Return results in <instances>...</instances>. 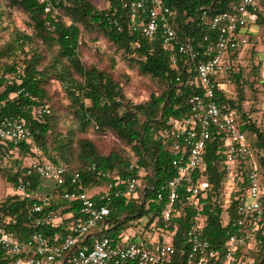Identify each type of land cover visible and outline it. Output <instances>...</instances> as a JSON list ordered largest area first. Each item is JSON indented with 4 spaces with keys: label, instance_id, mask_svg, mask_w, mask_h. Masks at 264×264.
I'll return each mask as SVG.
<instances>
[{
    "label": "trees",
    "instance_id": "16d2710c",
    "mask_svg": "<svg viewBox=\"0 0 264 264\" xmlns=\"http://www.w3.org/2000/svg\"><path fill=\"white\" fill-rule=\"evenodd\" d=\"M107 1L109 7L98 9L90 0H0V30L6 9L13 7L28 14L29 25L33 28V34L17 30L15 36L0 46V119L24 118L35 136V144L23 143L18 148L0 140V176H4L13 189L0 199V229L20 241L38 231L50 241L58 234L66 235L70 223L81 215V204L66 199L64 192L77 188L93 190L91 194L96 201L102 194L111 197L108 235L114 243L121 242L130 228L137 236L145 238L152 234V224L159 215L156 190L176 174L172 164V122L183 118L189 110V98L202 93L203 89L194 82L195 73L186 68L181 54L176 53L178 60L173 64L171 52L163 46L161 39L147 38L139 30L130 28L129 13L123 7L126 0ZM236 1L162 0L173 12L171 21L177 33L183 39L199 42L201 49L216 37L203 20V11L208 9L209 14L225 11ZM47 3L52 4L50 10H46ZM59 6L63 7L70 23L53 13ZM252 12L255 21L250 29L264 26V0H260ZM83 30L101 32L131 66L141 74L159 80L164 86L162 91L152 93L145 102L134 103L112 72L96 65L87 66L81 61L78 48ZM254 33L251 29V37ZM27 45L31 48L29 51L25 49ZM42 47L51 55L48 61ZM241 51L235 50L230 60L245 75ZM19 52L25 53L22 61L17 60ZM5 57L7 61L4 62L1 59ZM52 77L60 81L70 100L67 115L72 123L65 131L58 130V118L47 105L50 99L47 83ZM247 85L252 86L253 81L245 75L243 83L236 81L227 91L218 89L216 99L223 109L243 122L242 129L251 139L252 134L256 135L252 142L255 159L261 168L264 210V129L244 111L241 101L245 99ZM90 127L101 133H114L122 143L131 145L138 160L132 163L131 155L119 149L101 153L91 138L82 136ZM224 140L223 135H217L210 141L204 166L195 173V176H205L210 183L206 195L201 196L198 204L183 208L175 218L177 229L173 243L177 254L174 264L188 263L184 236L191 221L202 224L203 235L219 250L223 249L229 231L233 230L230 222L237 215L234 208L237 192L231 193L232 200L228 205L223 171ZM34 145L43 150V161L66 167L63 183L47 196V203L37 194L40 176L28 174L29 167L25 163L28 157L37 158ZM254 156H250L249 161ZM76 173L79 178L73 183ZM129 177L140 181L136 194L116 196V190L122 188L123 181ZM23 181H30L29 195L24 196L16 190ZM34 203L43 204L41 213L32 212ZM47 213L55 214L59 219L38 225L36 218ZM257 237L255 250L248 254L254 264H264V236L257 233ZM12 258L2 256L0 252V263Z\"/></svg>",
    "mask_w": 264,
    "mask_h": 264
},
{
    "label": "built area",
    "instance_id": "2783aa9c",
    "mask_svg": "<svg viewBox=\"0 0 264 264\" xmlns=\"http://www.w3.org/2000/svg\"><path fill=\"white\" fill-rule=\"evenodd\" d=\"M260 0H237L231 8L221 12L203 11V20L216 33L213 41L203 49L199 42L183 39L172 24V10L162 0H126L123 7L129 13V26L139 30L145 37L161 39L163 46L171 52L173 64L177 63L176 53L181 54L186 68L195 73L197 85L202 93L189 98V110L182 119L172 122L173 153L172 164L176 174L165 185L156 190V200L160 205L159 215L152 224V234L145 238L136 235L130 228L119 243H114L108 235L111 223V197L102 194L99 201L88 191L77 188L65 191L66 199L77 200L81 204V215L70 223L66 235L58 234L54 241L43 232H35L25 241L15 239L12 234L0 229V252L2 256H13L0 264H174L177 248L173 235L177 229L176 216L183 208L198 204L201 196L210 187L205 176H195L204 166L207 145L217 135H223L225 161V201L231 203L234 196L236 216L230 222L233 227L223 249H217L202 231V224L191 221L185 230L184 240L188 245L187 264H254L248 254L258 242L257 233L264 236V210L262 174L254 156L252 139L242 129L243 122L232 112L221 107L216 92L236 81L243 83L245 75L230 60L235 50L244 49L250 41V26L255 21L252 12ZM52 8L47 3L46 10ZM116 23H118L116 21ZM208 36H205L207 39ZM0 140L20 147L23 143L35 144L34 132L24 118L0 119ZM37 154L28 165V174L36 173L41 182L45 178L55 181L51 192L37 194L44 203L52 195L57 185L63 183L64 165H54L43 161L44 154L34 145ZM254 156L249 161V157ZM79 173L72 178L76 183ZM245 181V182H244ZM244 184L241 186L240 183ZM30 181L20 182L16 190L29 195ZM41 184V183H40ZM140 181L129 177L115 195L136 194ZM81 187V186H80ZM43 204L34 203L33 213H41ZM59 218L47 213L36 218L38 225L51 223ZM158 237L151 240V236ZM169 236V242L162 236Z\"/></svg>",
    "mask_w": 264,
    "mask_h": 264
},
{
    "label": "rangeland",
    "instance_id": "374dc122",
    "mask_svg": "<svg viewBox=\"0 0 264 264\" xmlns=\"http://www.w3.org/2000/svg\"><path fill=\"white\" fill-rule=\"evenodd\" d=\"M98 9L109 7L107 0H90ZM66 3V1L64 2ZM54 14L60 15L64 21L70 23L68 17H65L62 6L55 7ZM31 19L27 13L21 8L13 7L6 9L3 21V28L0 30V46L9 41L17 30L33 34V28L29 25ZM254 35L251 37L248 45L242 49L240 56L241 62L244 64V73L253 81V85H247L244 88V97L241 102L244 111H246L252 120H254L261 129H264V26H253ZM26 51H29L30 46H25ZM42 51L46 54V61L51 59L44 47ZM80 59L87 66L96 65L101 69L108 70L113 73L115 78L123 85L126 96L134 103H142L147 101L152 93H160L164 88L163 84L150 76H145L140 71L128 63L124 59L121 52H118L115 47L103 36L99 31L91 33L83 30L78 48ZM247 54V55H245ZM245 55V58L243 56ZM25 53L19 52L17 60L22 61ZM2 61H7V58H2ZM255 71V72H254ZM50 99L47 105L53 108L55 115L58 118V130L65 131L72 123L68 108L70 100L66 97L63 86L60 81L52 77L47 83ZM238 98V97H237ZM82 136L91 138L101 153H109L111 150L119 149L124 153H128L132 157V163L138 160L131 148V145L122 143L117 139L114 133H101L96 131V128L90 127L87 132L82 133ZM256 135L252 134V141H255ZM43 152V150H42ZM44 154V152H43ZM36 157L31 156L26 158L25 163L30 164ZM55 181L45 178L38 187V194H47L52 191ZM95 190V189H94ZM13 189L7 184L5 177L0 176V199ZM93 191V190H92ZM89 191L90 194L94 191ZM97 191V190H95ZM158 237L151 236L149 239L157 240ZM163 240L169 242V236L163 235Z\"/></svg>",
    "mask_w": 264,
    "mask_h": 264
},
{
    "label": "crops",
    "instance_id": "0c3cea01",
    "mask_svg": "<svg viewBox=\"0 0 264 264\" xmlns=\"http://www.w3.org/2000/svg\"><path fill=\"white\" fill-rule=\"evenodd\" d=\"M42 182H43V180H42ZM38 191V190H37Z\"/></svg>",
    "mask_w": 264,
    "mask_h": 264
}]
</instances>
